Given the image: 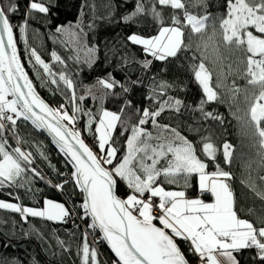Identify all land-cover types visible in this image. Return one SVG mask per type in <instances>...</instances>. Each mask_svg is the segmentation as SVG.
<instances>
[{"label":"snow or ice","instance_id":"obj_1","mask_svg":"<svg viewBox=\"0 0 264 264\" xmlns=\"http://www.w3.org/2000/svg\"><path fill=\"white\" fill-rule=\"evenodd\" d=\"M208 6V0H136L135 10L123 17L125 22H134L135 17L150 16L155 24L154 35L127 37L141 46L144 71L154 61L169 62L191 53L192 76L202 92L198 105L192 107L168 95L174 85L152 77L148 107L125 100L118 112L100 108L93 113L81 107L87 96L102 101L115 95L117 87L124 93L130 88L109 74L86 87V95L77 96L74 81L64 71H54L32 48L33 67L39 65L47 82L57 89L62 82L68 90L65 94L71 110L65 104L50 107L37 93L18 56L15 36L18 28L24 38L32 14L47 15L50 8L43 0H29L23 23L14 25L10 14L19 10L18 0H0V190L8 189L13 198L0 199V210L18 213L25 222L30 217L57 223L75 222L74 216L81 221L90 218L87 228L92 232L83 233L78 252L81 264H103L98 249L88 240L97 230L102 235L94 236L93 243L106 242L115 257L112 264H192L189 255L197 264H241L246 250H254L253 264H264V0H223L220 15L209 12ZM87 7L95 9L85 0L81 17ZM85 27L91 29L94 23L85 26L81 19L75 25L57 26L54 37L76 53L69 59L79 62L83 53V61L90 65L97 48L86 43ZM24 42L27 44L26 38ZM51 59L65 65L55 51ZM233 76L246 81L245 86H237L235 80L229 84ZM142 82L137 77L131 85ZM97 86L102 90L99 96L92 91ZM214 103L236 107L233 115L258 149V163L240 160V183L249 198L259 200V212L252 206L241 207L233 187L236 177L231 167L237 161L233 146L224 142L218 147L211 133L200 135L207 131V122H224L215 110H208ZM240 103L245 105L243 116L237 114L242 110ZM184 110L200 114L202 123L187 125L200 135L199 144L185 134L183 122H161L164 113L179 118ZM84 117L98 152L85 143L77 128ZM20 120L30 121L52 136L72 169L54 187L63 191L71 183L83 195L78 206L47 198L39 208L13 202L20 199L13 189L32 191L30 175L44 179L32 167L33 153L20 146L23 141L16 131ZM118 130L124 137L122 145ZM10 138L17 146L9 143ZM40 156L47 159L43 152ZM193 189L196 194L190 195ZM58 243L64 247V241Z\"/></svg>","mask_w":264,"mask_h":264},{"label":"trees","instance_id":"obj_2","mask_svg":"<svg viewBox=\"0 0 264 264\" xmlns=\"http://www.w3.org/2000/svg\"><path fill=\"white\" fill-rule=\"evenodd\" d=\"M43 2L49 6V13L47 15L33 13L29 19L25 37L21 38L18 28L15 30V36L21 62L36 90L53 108L65 104L71 110L72 105L68 102V97L65 94L68 90L64 88L62 82H60L59 89L56 85L44 82L42 71L37 66L33 67L34 62L30 55L32 48L37 50L42 59L53 65L54 71H64L74 81L77 96L83 94L85 87L98 79L108 77L109 74L130 88L129 92L124 93L117 87L115 95L110 94L102 101L91 102L90 98H86L80 102L81 107L91 109L93 113H96L100 108L118 112L125 100H131L136 107H148L150 102L146 97L151 95L152 77L174 85L168 90V95L183 100L186 105L192 107L198 105L202 98V92L192 76L191 53H188L187 56L182 54L179 58L171 59L169 62L154 61L148 71L142 69L141 63L145 58L142 48L139 45H133L127 37L131 34L154 35L156 27L150 16L135 17L134 22L123 20L124 16L130 15L135 10L136 0H87L89 5H95V9L85 8L83 17L80 16V11L85 0H43ZM18 3L19 10L10 14L11 22L14 25L23 23L28 11L29 0H18ZM208 5L207 10L215 15H220L223 12V0H208ZM192 10L196 11V9ZM167 18L166 11L165 19L167 20ZM81 19L85 26L94 23V27L91 29L85 27L86 43L89 47L97 48L94 54L95 61L90 65L83 61V53L80 54L79 62L69 59L76 53L70 47L59 43L54 37L57 26L75 25ZM25 38L27 44L24 42ZM53 51L65 60V65L52 61L51 53ZM30 59H32L31 64L29 63ZM125 59L127 63L124 62ZM137 77L142 79V84L131 85V81L136 80ZM232 80H235L236 85L241 88L246 84V81L237 76L230 77L229 84ZM242 99L243 94H241V101ZM239 107L242 110L237 114L243 116L245 105L240 103ZM208 110H215L223 117L224 122L223 124L218 121L207 122L205 125L207 131L201 132L200 135L211 133L212 139L218 147H221L224 142L233 146L237 157L236 163L231 167V171L236 177L233 187L241 198V207L252 206L259 212L261 209L259 200L249 198L250 193L240 183L243 173L240 160L245 159L258 163V149L251 137L245 134L241 122L233 115L236 111L235 106L230 107L229 103H214L208 106ZM199 117L198 112L193 113L190 110H184L183 115L179 118H176L171 112H166L162 115L161 122L173 124L183 122L185 134L189 139H193L195 143L199 144L200 135L187 129V125L198 126L199 123H202ZM86 122L87 117L81 119L77 123L78 129L81 130L82 138L86 143L98 152L96 144L92 143V133L87 131ZM16 131L22 138L23 143L20 145L22 149L33 153L34 164L32 167L37 168L44 179H32L30 175L32 191H26L24 188L13 189L14 195L20 197L18 201H13L39 208L43 206V200L47 198L64 202L68 207H72L73 204L78 206L83 195L71 183L65 185L63 191L54 187V185L62 183L72 170L63 153L30 121H18ZM6 135L10 137V133H6ZM116 135L122 145L124 137L119 135V130ZM9 143L13 147L17 146L15 139L10 138ZM40 152H43L47 159L41 157ZM218 159L222 160V153H218ZM255 166L254 163L253 167ZM209 170H213L212 165ZM195 194V189L190 191V195ZM120 195H125V191H121ZM0 199L12 200L13 198L8 195V189H4L0 190ZM90 222V218L85 221L80 220V223L75 224L71 222L57 223L32 217L28 222H25L18 213L0 210V264H81L78 252L82 244L83 233L85 231L92 232L87 228ZM94 236H100L98 231L89 235V243L98 249L103 264H112L115 257L105 242L100 241L93 244ZM58 240L65 242L64 247L59 245ZM253 256L254 250L244 251L240 257L241 264H253Z\"/></svg>","mask_w":264,"mask_h":264},{"label":"rangeland","instance_id":"obj_3","mask_svg":"<svg viewBox=\"0 0 264 264\" xmlns=\"http://www.w3.org/2000/svg\"><path fill=\"white\" fill-rule=\"evenodd\" d=\"M30 54H31V51H30ZM33 62L35 63V61H34V59H33ZM45 62H47V61H45ZM49 63V62H48ZM41 71H42V73H43V70H42V68H40V66L39 65H36ZM44 75V74H43ZM44 82H46V81H48V77L47 76H45L44 75ZM97 82V81H96ZM96 82H94V83H92V84H90V85H88L87 87H91V86H94V85H96ZM85 89H86V87L84 88V90H83V94L82 95H86V93H85ZM92 91L96 94V95H98L99 93H101V89H99V87L97 86V87H93L92 88ZM86 98H90L91 99V102H94L95 100H93L92 99V97L91 96H87ZM92 107V106H91ZM77 128H78V126H77ZM4 200V199H3ZM52 200V199H51ZM5 201H9V200H5ZM53 201H57V200H53ZM14 202V201H13ZM57 202H61V201H57ZM61 203H64V202H61ZM94 244V243H93ZM95 247V246H94Z\"/></svg>","mask_w":264,"mask_h":264},{"label":"built area","instance_id":"obj_4","mask_svg":"<svg viewBox=\"0 0 264 264\" xmlns=\"http://www.w3.org/2000/svg\"><path fill=\"white\" fill-rule=\"evenodd\" d=\"M92 143L93 144H95V141H94V137L92 136ZM93 151H95L94 149H93ZM68 176H66V178H67ZM74 221L75 222H73V220H69L68 222H71V223H80V219H78L77 217H75L74 216ZM67 222V223H68ZM181 248L182 249H184L185 250V252H186V254H187V248H186V245H184L183 243H181ZM189 259L192 261V264H197V262H196V260L195 259H193L190 255H189Z\"/></svg>","mask_w":264,"mask_h":264},{"label":"water","instance_id":"obj_5","mask_svg":"<svg viewBox=\"0 0 264 264\" xmlns=\"http://www.w3.org/2000/svg\"><path fill=\"white\" fill-rule=\"evenodd\" d=\"M17 53H18V49H17ZM18 56H19V53H18ZM20 57V56H19ZM21 60V59H20ZM25 68V67H24ZM26 70V69H25ZM30 78V77H29ZM37 91V90H36ZM37 93L39 94V96L50 106V107H52L43 97H42V95L37 91ZM53 108V107H52ZM49 139H51V141H53V138H52V136H50L46 131H44V130H42V129H40ZM85 143H86V141H85ZM87 144V143H86ZM98 231V230H97ZM98 233H99V231H98ZM100 235H102L101 233H99ZM105 244H106V242H105ZM106 246H107V244H106ZM108 247V246H107ZM108 249H109V251L111 252V250H110V248L108 247ZM112 253V252H111ZM113 254V253H112ZM113 256H114V254H113Z\"/></svg>","mask_w":264,"mask_h":264}]
</instances>
